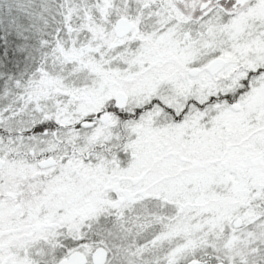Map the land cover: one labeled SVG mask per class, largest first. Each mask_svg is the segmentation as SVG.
<instances>
[{
  "label": "snow or ice",
  "instance_id": "1",
  "mask_svg": "<svg viewBox=\"0 0 264 264\" xmlns=\"http://www.w3.org/2000/svg\"><path fill=\"white\" fill-rule=\"evenodd\" d=\"M0 264H264V0H0Z\"/></svg>",
  "mask_w": 264,
  "mask_h": 264
}]
</instances>
